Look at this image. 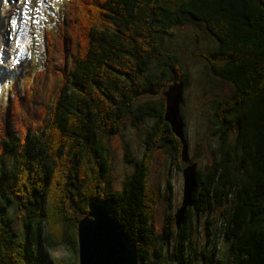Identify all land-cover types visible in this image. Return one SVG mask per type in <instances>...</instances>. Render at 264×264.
I'll return each mask as SVG.
<instances>
[{"label": "trees", "instance_id": "obj_1", "mask_svg": "<svg viewBox=\"0 0 264 264\" xmlns=\"http://www.w3.org/2000/svg\"><path fill=\"white\" fill-rule=\"evenodd\" d=\"M186 18L213 37L214 49L197 54L237 95L212 106L220 156L204 171L196 166L185 222L177 228L174 214L168 213L159 229V190L150 178L153 153L166 140L180 153L183 147L165 120L164 93L178 83L184 92L188 79L181 57L165 52L162 39L181 30ZM68 19L75 60L58 85L54 106L44 109L47 115L31 118L39 130L19 134L23 128L18 130L15 112L20 104L11 102L9 111L0 113V153L11 158L7 165L0 154V264H55L42 248L44 242L53 245L45 201L54 184L59 186L52 195L60 192L54 202L61 207L60 197L77 195L81 213L92 197L106 201L112 219L137 242L138 264H221L215 260L220 253L215 243L206 263L196 244L198 214L211 216L219 207L229 264H264V0H76ZM160 92L163 97L156 98ZM126 114L136 122L146 117L155 122L141 159L132 162L126 156L134 165L132 175L119 190L108 191L109 136L119 132ZM33 175L42 191L39 186L26 190ZM83 190L90 193L84 196ZM14 207L27 212L21 234L13 227ZM70 243L76 248L75 235ZM170 244L173 250L165 254L161 248Z\"/></svg>", "mask_w": 264, "mask_h": 264}, {"label": "rangeland", "instance_id": "obj_2", "mask_svg": "<svg viewBox=\"0 0 264 264\" xmlns=\"http://www.w3.org/2000/svg\"><path fill=\"white\" fill-rule=\"evenodd\" d=\"M53 3L57 13L55 21L51 20L48 24V26L53 29L51 30V41L48 43L46 49L45 47L42 49L41 54H33L28 63L26 62L20 70L16 71L13 76V86L9 88V95L0 99V107L3 109L8 100L9 105L11 102L12 104H20V109L15 113L18 119V130H22L23 128L22 132L19 133L21 135H24L28 131L31 133V130L32 132L39 130H34L32 127L33 123L30 120L37 111L39 97L42 95L41 92L43 91L45 97L47 91H51L48 88L51 80L57 84L54 89L55 92L50 102L46 103L45 107L42 108L51 109L59 94L58 85L60 84L58 76H60L61 73L52 76V72L48 74L46 72L48 70L51 53H55L57 49L54 46L57 42L54 37L56 36L58 24L62 21L63 17V2H61V0H53ZM68 34L69 28L64 35L65 39ZM212 38L213 37L210 36L202 24L190 21L186 18L185 25L181 30L177 31L171 37L166 36L162 39L163 50L165 52L177 53L181 57L187 70V85L183 92V100L180 107L183 123H185L184 134L187 139L186 145H188L186 153L189 159H194L197 164V169L203 171L210 163L212 164V162L217 161L220 156L218 154V138L213 132L214 109L212 106L215 105L216 102L226 100L229 97H236L237 95V89L230 82L213 76L208 70V65L205 60L197 54L198 52L201 54L204 51L214 49L216 43ZM40 40L41 43H46L43 38V32L41 33ZM34 51H36V48H34ZM65 53L68 54L67 51H65ZM41 70L42 72H39ZM40 79L43 81H40ZM44 79H46L45 82ZM32 81L33 83L35 81L38 82L36 88L33 89L32 86L30 87L32 92L28 91V102L21 95L23 93L25 94V87ZM67 81L68 79L66 82ZM13 88L14 90L12 92ZM162 92L156 94L155 97L162 98ZM17 98L20 99L17 100ZM27 105L28 107H26ZM3 109H0V113L4 112ZM154 122L155 119L152 117H146L136 122L130 114H126L122 120V128L119 132L109 136V154L112 159V170L106 185L108 191L119 190L124 180L132 175L134 172V165L128 162L126 156H129L132 162L141 159L144 153V140L148 138V131L151 129ZM4 126L6 125L2 126V130ZM7 127L6 130L13 132V129L9 128V125H7ZM14 129L15 133L19 132L17 126H15ZM29 136H31V134H29ZM233 139L234 135L230 134V141H233ZM0 154L3 162L8 165L11 158L6 154L2 155L3 152ZM180 154V151L178 152L168 140H166V143L161 147L156 148L153 153L150 178L153 182V187L159 190L157 208L155 209V223L159 229L162 227L165 215L168 213L175 214L182 202V169L186 166V163L180 159ZM177 159L181 165L180 167L178 166ZM37 180L36 176L33 175L30 180L26 181V190H28V192H30V188L38 186L37 189L42 191L39 183L40 181L38 180V182ZM90 185L91 184H88V189ZM58 186L59 185L55 186L54 184V186L48 190V196L45 201L46 228L54 246L52 245V248H48L44 242L42 248L49 259L54 261L55 264H79L78 254L75 251L77 246L76 248L71 246L72 244L70 241H73L74 235L77 237V218L79 220L82 219V217L87 214L88 208L85 213L79 211L81 206L79 205V198H76L77 195L72 196V200L60 197V204L62 207L60 205L58 206V203L54 202V199L56 195L60 196V192L57 190L55 194L53 193L52 195V192L55 188L57 189ZM83 192H85V190L81 192L84 195L85 193ZM89 193L90 191H87L86 195ZM92 193H94V189L90 194ZM22 194L24 195V193ZM214 212L216 213H213L211 216L208 211H202L198 214L199 227L197 229V249L200 254H206L205 259L201 257L202 262L206 263V258L210 254L211 249H213V243H215L214 247L217 251H220L217 257L215 256V260L218 262L221 260V264H229L230 259L224 254V252L227 251L228 245L221 231L223 226L222 216L219 215L217 219L218 213L220 212L221 214L223 208L219 207L215 209ZM10 215L14 219V229L19 230L21 234L24 230L23 224L26 220L25 216L27 217L26 210L14 207L10 211ZM194 217H196V214ZM205 219L210 221L209 224L205 223ZM211 220L214 222L212 223ZM172 241L173 240H171V242ZM157 243L159 244V242ZM161 249H163L165 254L166 249H169V252H171L173 250V244H170L167 248L163 246ZM162 259L166 261L164 258ZM169 263L178 264L177 261L171 263L167 260V263L164 262V264ZM161 264L163 263L161 262Z\"/></svg>", "mask_w": 264, "mask_h": 264}, {"label": "water", "instance_id": "obj_3", "mask_svg": "<svg viewBox=\"0 0 264 264\" xmlns=\"http://www.w3.org/2000/svg\"><path fill=\"white\" fill-rule=\"evenodd\" d=\"M165 120L183 143L182 169L183 192L180 207L174 214L176 227L185 222L186 209L192 205L197 164L191 163L186 153L184 123L180 112L183 100V84L168 87ZM88 212L77 223V254L79 264H138L137 242L112 219L107 202L92 197L87 202Z\"/></svg>", "mask_w": 264, "mask_h": 264}, {"label": "bare ground", "instance_id": "obj_4", "mask_svg": "<svg viewBox=\"0 0 264 264\" xmlns=\"http://www.w3.org/2000/svg\"><path fill=\"white\" fill-rule=\"evenodd\" d=\"M11 1L13 0H0V47H4L5 43H4V35H8V27L9 25H7V21L8 24H11L14 20V13L18 8V5H20V3L23 2V0H15L14 2L15 5L11 4ZM27 1V5L29 6L31 4V0H26ZM40 0H37V4L39 3ZM19 3V4H18ZM26 12H24V16L29 17V9H25ZM29 32V28H28V22L26 25V28L22 31V33L28 34ZM7 43V42H6ZM9 46V44H8ZM5 49L7 48H0V61L3 62L4 61V55L5 53L9 52L6 51ZM39 50H41V48H38ZM7 63H9V68H10V64H11V60L10 61H6ZM54 61L53 60H49V63L52 64ZM24 65L21 64L19 66L18 69H21ZM11 75H14L13 73H10Z\"/></svg>", "mask_w": 264, "mask_h": 264}]
</instances>
